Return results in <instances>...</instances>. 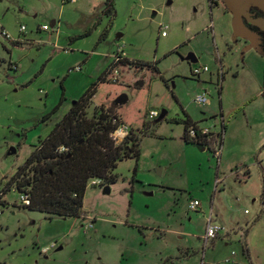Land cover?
Returning <instances> with one entry per match:
<instances>
[{
	"label": "rangeland",
	"instance_id": "1",
	"mask_svg": "<svg viewBox=\"0 0 264 264\" xmlns=\"http://www.w3.org/2000/svg\"><path fill=\"white\" fill-rule=\"evenodd\" d=\"M108 1L0 0V261L264 264V56L230 49V14L215 0L212 10L208 0H114L107 13ZM94 84L87 116L112 109L140 140L139 158L120 161L111 183L89 180L84 217L24 207L16 185L5 189ZM122 93L128 101L114 104ZM202 93L207 104L194 101ZM188 118L220 133L219 159L186 141ZM210 217L224 229L205 244Z\"/></svg>",
	"mask_w": 264,
	"mask_h": 264
},
{
	"label": "trees",
	"instance_id": "2",
	"mask_svg": "<svg viewBox=\"0 0 264 264\" xmlns=\"http://www.w3.org/2000/svg\"><path fill=\"white\" fill-rule=\"evenodd\" d=\"M107 4L105 11L111 13L114 0L108 1ZM251 12L255 16L262 14L260 11ZM90 34L89 29L78 37ZM105 37L106 33H103L101 38ZM124 59L125 57L116 62ZM95 93L96 84L74 102L48 136L39 141L26 159L21 177H16L17 179L8 184L6 191L16 185L18 192L29 194L30 202L22 203L24 207L44 212L51 217H84L83 203L89 180L99 178L103 179L105 184L111 183L115 180L112 171L120 161L132 157L139 158L140 140L133 137L132 130L119 143L112 139V132L121 124L112 109H100L91 117L87 116V102ZM58 108L57 105L51 113H55ZM51 113L46 117L49 118ZM191 126L196 129L198 127L188 118L184 127L186 141L202 150L215 152V147L220 144V133L189 137ZM0 264L6 263L0 261Z\"/></svg>",
	"mask_w": 264,
	"mask_h": 264
},
{
	"label": "water",
	"instance_id": "3",
	"mask_svg": "<svg viewBox=\"0 0 264 264\" xmlns=\"http://www.w3.org/2000/svg\"><path fill=\"white\" fill-rule=\"evenodd\" d=\"M227 9L229 10L232 19L231 26L233 31L232 40L236 41L237 38H242L249 41L251 44L244 48V52L249 50L250 48H256L260 50L258 47L260 43V35L252 30L247 24L257 27L261 31H264V0H222ZM252 9H258L263 16H255L254 13L251 12ZM55 26V21H52L51 27ZM121 35H118L120 38ZM244 53H242L243 55ZM185 60L190 63L198 62V58L194 53H189ZM128 95L125 93L120 94L116 99L114 104L116 105H124L128 101ZM76 102V101H74ZM166 111H163L161 117L166 115ZM17 152L15 147H12L9 150V154H14ZM105 191L108 192L109 188L106 187Z\"/></svg>",
	"mask_w": 264,
	"mask_h": 264
},
{
	"label": "built area",
	"instance_id": "4",
	"mask_svg": "<svg viewBox=\"0 0 264 264\" xmlns=\"http://www.w3.org/2000/svg\"><path fill=\"white\" fill-rule=\"evenodd\" d=\"M72 1H76V0H72ZM50 27L48 25H44L42 27V30H49ZM25 30V26H21L20 28V31L23 32ZM1 34L6 37V38H13L8 32H6L4 29L1 30ZM166 33L165 32H162V35L164 36ZM125 56V54L122 52H119L117 53V56L115 57V59L118 61V60H121L123 59ZM80 69V68H79ZM210 69L207 65H204V66H198V67H194L193 68V73L195 75H200L201 73L203 72H209ZM194 101L198 104H207L209 102V99L207 97V93H202V94H199L197 95L195 98H194ZM158 114L157 112L155 111H151L150 112V117L151 118H154L156 117ZM223 121V120H221ZM220 120L217 119L215 121V123H219ZM224 122V121H223ZM130 133V128L127 124L125 123H121L120 125H118V127L112 132L111 134V137L112 139L116 142V143H119L121 141H123ZM211 133H214L210 128H202L200 126L197 127V129L193 126H191L189 128V131H188V135L189 137H195L196 135H201V136H204V135H207V136H210ZM220 136V135H219ZM221 138V136H220ZM220 151L221 149L217 150V148H215V155L216 157L219 159L220 158ZM20 194V197H19V200L21 201V203H24V204H29V194L28 193H25V192H19ZM201 207V202L197 199H193L190 201L189 203V210L191 211H198V209ZM224 228L220 225H218L217 223H214L213 220H212V217H210L206 223V229H205V236H204V240H205V244L208 243V241L210 239H214L216 238L218 235H219V232L221 230H223Z\"/></svg>",
	"mask_w": 264,
	"mask_h": 264
},
{
	"label": "flooded vegetation",
	"instance_id": "5",
	"mask_svg": "<svg viewBox=\"0 0 264 264\" xmlns=\"http://www.w3.org/2000/svg\"><path fill=\"white\" fill-rule=\"evenodd\" d=\"M208 2H209V0H208ZM214 2H215V6H217V7H218L220 4L222 5L220 11H225L224 13L227 14V15L230 14L229 10L227 9V7L225 6V4L223 3L222 0H215ZM213 7H214V6L212 5V3L209 2V10H212ZM251 11H259V10H258V9H252ZM254 15H255V14H254ZM261 16H263V14H261ZM230 18L232 19L231 14H230ZM231 19H230V20H231ZM247 25H248L252 30L256 31V32L260 35V43H259V45H258V47L260 48V50H257L256 48H250L249 50H246V51L244 52V49H243V50L241 51V55H242V53H244L242 56H245L248 52L253 51V52H255V53H258V54L261 55V56H264V31H261V30L258 29L257 27L252 26V25H250V24H247ZM232 41H233V40H232ZM240 42H243V43H244V46H243L244 48L247 47V46H249V45L251 44L249 41H247V40H245V39L237 38L236 41H233V42L230 43V45H229L230 49H232V48L234 47V45H236V44H238V43H240ZM221 120H223V118H222ZM223 121H224V120H223Z\"/></svg>",
	"mask_w": 264,
	"mask_h": 264
},
{
	"label": "crops",
	"instance_id": "6",
	"mask_svg": "<svg viewBox=\"0 0 264 264\" xmlns=\"http://www.w3.org/2000/svg\"><path fill=\"white\" fill-rule=\"evenodd\" d=\"M53 21H55V24H56V20H53ZM218 133V132H217Z\"/></svg>",
	"mask_w": 264,
	"mask_h": 264
}]
</instances>
